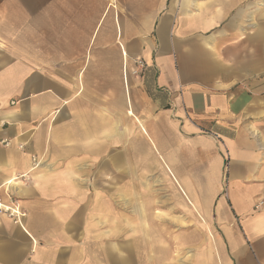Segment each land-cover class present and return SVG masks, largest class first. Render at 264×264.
Returning <instances> with one entry per match:
<instances>
[{
  "label": "crops",
  "instance_id": "1",
  "mask_svg": "<svg viewBox=\"0 0 264 264\" xmlns=\"http://www.w3.org/2000/svg\"><path fill=\"white\" fill-rule=\"evenodd\" d=\"M246 1L0 0V191L24 215H0V264H264V67ZM123 176L139 190L126 241L98 192L124 199Z\"/></svg>",
  "mask_w": 264,
  "mask_h": 264
},
{
  "label": "rangeland",
  "instance_id": "2",
  "mask_svg": "<svg viewBox=\"0 0 264 264\" xmlns=\"http://www.w3.org/2000/svg\"><path fill=\"white\" fill-rule=\"evenodd\" d=\"M263 4H264V0H249V2L246 1V3L239 4L240 10H238L239 12L241 11L243 14H245L244 20H246L247 22L246 25L251 26V36H252V43H253V46H252L253 65H255V67L257 68L258 66H261V65L264 67V28H259L260 26H263V22H264V5ZM258 75L259 76L264 75V71L259 73ZM257 78H264V77L262 76V77H257ZM40 164L41 163H39V165ZM112 176L113 175L108 174L104 178V183L109 182V179ZM20 180L16 182H19ZM118 181H119L118 190L120 189L119 193L123 194L124 199L119 198L116 195L117 194L116 191L112 188H107L106 184H105L106 188L99 190L98 192H101L105 198H108L109 201H112V203L116 205V207L114 206V208H116V211L122 214L123 217L126 219L125 221L122 222L123 230L125 231L124 237L126 241L127 240L126 232L131 229H135V216H134L135 215V196L133 195H135V193H137L139 190L134 191L131 188L132 185L133 184L135 185L136 182L132 181L127 176H123L121 180L119 178ZM17 185L19 186L20 183H18ZM153 190L155 191H150V192L147 191V193H145L147 195V200L151 202L149 205V209H148V212H150L151 214L156 213L157 211H159V209L163 208L162 205L159 206V204L161 202L160 200L164 197V192L162 191L163 190L162 188L156 187V189H153ZM225 193L226 191H222L223 195H225ZM0 202L7 206H12L15 204L19 208V211H21L20 205L18 203V198L16 194L13 193V190L7 191L6 189H2V191H0ZM152 203L155 204V206H153ZM108 208L110 209V207ZM263 210H264V200L257 203L255 207L253 208L254 212H261ZM8 213L9 212L6 213L3 211H0V215H4L9 220L11 219L13 220V218L10 217ZM111 223L115 224V222L106 223L107 229L110 228V225H112ZM148 224L152 225V223H149V222ZM190 225L193 226V223H190ZM211 226H212V223H206L205 228H208L210 230ZM172 229L177 230V229H174L173 227ZM111 240L112 239L110 238L107 239L108 242H111Z\"/></svg>",
  "mask_w": 264,
  "mask_h": 264
},
{
  "label": "built area",
  "instance_id": "3",
  "mask_svg": "<svg viewBox=\"0 0 264 264\" xmlns=\"http://www.w3.org/2000/svg\"><path fill=\"white\" fill-rule=\"evenodd\" d=\"M132 70L131 71H129L130 72V74L132 75V76H138V75H140V73L143 71V69L145 68V63L142 61V60H140V59H136L134 62H133V64H132ZM10 145V143L8 142V141H1L0 142V146H2V147H8ZM18 149H22V146H19L18 147ZM31 164H32V169H36L38 166H39V162L35 159V158H32L31 159ZM1 203V202H0ZM9 207H11V208H16V209H18L19 210V208L17 207V205H12V206H9ZM0 211H3V212H9L8 214H9V216L10 217H12L13 218V220H14V222L15 223H17V224H19L20 225V221L19 220H21V218H23L24 217V215L22 214V212L20 211V219L18 218V216L17 217H15V215L11 212V211H4L3 209H0Z\"/></svg>",
  "mask_w": 264,
  "mask_h": 264
},
{
  "label": "bare ground",
  "instance_id": "4",
  "mask_svg": "<svg viewBox=\"0 0 264 264\" xmlns=\"http://www.w3.org/2000/svg\"><path fill=\"white\" fill-rule=\"evenodd\" d=\"M31 166H32V164H31ZM32 168V167H31ZM34 170V169H33ZM8 191V190H7ZM0 209H3L4 211H11L14 215H15V217H17L18 216V218L20 219V211L18 210V209H16V208H11V207H9V206H7V205H5V204H2V203H0Z\"/></svg>",
  "mask_w": 264,
  "mask_h": 264
}]
</instances>
